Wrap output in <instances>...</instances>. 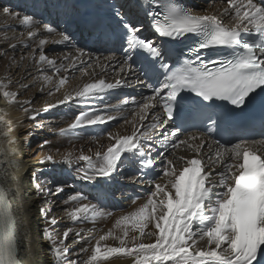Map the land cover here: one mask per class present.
<instances>
[{"label":"snow or ice","instance_id":"6c2138e0","mask_svg":"<svg viewBox=\"0 0 264 264\" xmlns=\"http://www.w3.org/2000/svg\"><path fill=\"white\" fill-rule=\"evenodd\" d=\"M148 3L149 0H144V4ZM226 4L216 12H196L175 0H157V9H163L162 18L159 10L150 14L152 26L159 36L171 40H180L189 34L197 37L190 49L192 57L185 59L177 68L160 61L164 55L161 48L155 41L140 35L141 29L128 18L130 10H120L125 7L123 4L110 6L102 18L92 13H79L80 18L76 22L93 34L98 43L106 44L118 39L126 43L127 52L140 50L148 55L139 69L134 66L133 56L127 55L119 62L121 79L85 83L65 94L59 103H84L107 90L128 86L123 74L136 75L137 71L146 79L138 77L136 83L152 88L153 95L139 102L135 98L125 99L115 106V111H122L129 103L138 104V111L130 122L133 131L126 135L107 132L109 143L92 155L81 150L75 157L77 163L84 162V166L77 169L78 178L88 182L98 177L113 178L115 173L127 167L138 173L132 177L133 181L143 180L151 191L143 203L119 216L114 227L99 236H85L83 230L75 231L73 228H67L61 236H56L52 230L56 218L47 219L51 209H41L48 223L42 236L49 242L54 258L52 264H108L113 257L128 258L130 264H264V139L221 143L195 133L181 139V130L194 112H202L216 101H227L235 109L244 110L257 103L258 93L264 94V0H226ZM53 7L58 15L61 8L67 17L77 14L75 10L69 11L66 4ZM135 7L141 9L139 0ZM2 11L13 19L20 17L10 7L6 6ZM20 23L29 29V38L39 35L41 21L35 14L23 15ZM44 30L49 34L57 32L51 24L45 25ZM59 35L60 42L72 39L66 31ZM46 43V39H39L37 47L41 54L38 64L46 62L57 73L61 68L71 71L78 67L77 62L86 64L83 59L85 50L76 48L74 58L65 57L68 65L56 67V62L42 51ZM215 48L228 49L230 55L222 60L205 61L202 52ZM113 59L108 58V65L101 64L102 70L111 67ZM43 79L52 83V78L47 75ZM149 81L158 86L153 87ZM67 82V77L59 78L56 90L59 91ZM21 87L27 88L28 85ZM185 92H192L200 98L197 100L198 109L184 103ZM0 94L6 101L19 102V93L8 90V84H0ZM23 103L30 105L31 101ZM260 103L264 104V96ZM107 107L113 108L111 105ZM156 108L160 111L155 112ZM24 111L29 109L25 107ZM31 118L35 119V115ZM118 118L111 111L81 110L68 127L60 131L68 135ZM149 118L151 123L145 124ZM207 118L213 126L216 125L213 116ZM4 119L0 115V121ZM123 119L129 123L126 117ZM169 125H174L171 132L166 130ZM157 131L162 137L160 146L163 149L157 153L160 156L159 167L152 155L153 145L149 142ZM181 148L195 155L177 156L176 150ZM165 152H168L167 156ZM40 162L73 161L72 154L68 153L61 161L48 154ZM13 179L14 190L0 186V264H25L20 255L22 251L35 258L34 264H41L33 248L26 214L20 215L23 212L22 185L17 178ZM55 191L63 192L64 186L58 184ZM63 203L70 205L66 210L67 217L74 223H95L113 215L89 201L82 192L71 195ZM70 238L72 244H88L87 248L80 249L83 258H72L67 243ZM109 240L118 241V245L108 244Z\"/></svg>","mask_w":264,"mask_h":264},{"label":"bare ground","instance_id":"6f19581e","mask_svg":"<svg viewBox=\"0 0 264 264\" xmlns=\"http://www.w3.org/2000/svg\"><path fill=\"white\" fill-rule=\"evenodd\" d=\"M136 2L137 0H0V56L6 53L8 57L5 66L0 68V84H8V90L19 93V102L17 103L6 101L0 94V115L5 118L4 121H0V186L14 190L15 181L13 178L20 181L23 197V212L20 215L26 214L28 227L34 241L33 248L41 264H52L54 259L49 242L42 236L43 229L48 227L47 219L56 218V223L52 226L56 236H61L67 228H73L75 231L83 230L82 234L85 236H99L112 229L119 216L134 210L143 203L151 191L143 180L134 182L132 177L137 176L138 173L127 167L121 169L123 172L120 175L115 173L113 178L98 177L91 182L80 180L77 169L84 166V162L77 163L75 161V157L81 153V150L84 154L92 155L95 151L106 146L109 143L107 132L126 135L133 131L130 122L133 121L134 114L138 111V104L129 103L124 106L122 111L114 109L125 99L135 98L139 102L143 98L153 95L152 88L136 83L138 71L136 75L123 74L128 81V86L107 90L95 98L87 99L84 103L77 101L59 103L65 94L78 89L85 83L99 79L114 82L121 79L122 75L119 72V62H122L125 57L120 52H116L112 46L116 43L115 47L122 48L126 46V43L118 39L111 43H98L93 34L76 22L80 18L79 13H92L97 18H102L110 6L120 7L123 4L125 7L120 10L122 12L130 10L128 18L141 29L140 34L153 33V21L150 13L157 11L154 1L149 0L148 4H144V0H139L142 6L139 10L135 7ZM175 2L196 12H216L227 6L226 0H175ZM55 4H66L69 11L75 10L77 14L67 17L62 14L63 8H61V14L58 15L56 8L53 7ZM6 6L10 7L13 13H19L20 17L13 19L4 14L2 10ZM25 14H35L36 19L41 21L38 29L39 35L35 38H29V29L20 23ZM47 24L57 28V32L47 33L44 30V26ZM65 31L71 34L70 42H60L59 33ZM39 39L48 41L42 51L49 59L56 62V67L68 65L69 61L65 57L74 58L77 55L76 48L84 49L86 55L83 59L86 64L89 63L87 70L82 69L85 64H79V62H77L78 67L71 71L66 72L61 68L59 73L46 62L38 64L37 61L41 54V49L37 47ZM10 45H15V47ZM64 46L69 51L62 53L61 56L52 54L54 48ZM89 55L91 59L88 58ZM109 57H114L111 61L112 66L102 70L101 64L108 65ZM12 58L15 59L10 60ZM35 62L36 65H34ZM1 65L0 62V67ZM115 73L116 75H114ZM44 75L51 77L52 83L46 82L43 79ZM61 77H67L68 82L57 91L56 85ZM140 79H146V77L142 76ZM160 80L162 81L163 78L160 77ZM149 83H153V87L158 86L153 81H149ZM24 84L28 85V89L21 87ZM127 91H131V93ZM132 92H134V96H130ZM29 100L31 101L30 105L23 103ZM50 105H55V107H49ZM109 105L113 108L109 109L107 107ZM25 107L29 111L25 112ZM93 109L101 112L111 111L119 118L102 125L78 129L68 135L61 134L60 130L67 128L81 110L91 111ZM154 111L159 112L160 109L156 108ZM36 113L39 114L36 115ZM33 115H35V119L31 118ZM125 117L129 123L125 122L123 119ZM144 123L150 124L151 118ZM166 130L170 132L169 128ZM43 133L51 135L45 136ZM197 135L202 134L197 133ZM37 136H41L40 142L31 143L29 138ZM182 138L184 137L181 136ZM161 139L162 137L157 131L149 141L153 145L152 155L155 157L158 167L160 156L157 153L163 151L160 146ZM45 141L50 143L45 144ZM169 151H171L170 145ZM68 153L72 154V163L40 162L48 154L54 155L57 161H61L62 157ZM164 154L167 156L168 152ZM176 155L192 157L195 154L181 148L176 150ZM37 175L49 176L53 180L51 185L54 189H50V194L53 191L51 196L54 197L53 202L58 210L54 214L52 213L53 215L49 213L47 219L41 211V209L47 208L45 207L46 197L39 193ZM58 184L64 186L63 192L55 191ZM77 192L84 193L88 196L89 201L100 205L105 211H111L113 215L99 219L95 223H74L69 220L66 210L70 209V205L64 204L63 201ZM67 243L73 259L83 258L84 254L80 253V249L81 247L87 248V243L72 244L71 238ZM107 243L113 246L118 245V241L113 240H109ZM20 255L24 258L25 264H34V257L25 255L23 251ZM108 264H130V260L124 257H113Z\"/></svg>","mask_w":264,"mask_h":264},{"label":"rangeland","instance_id":"374dc122","mask_svg":"<svg viewBox=\"0 0 264 264\" xmlns=\"http://www.w3.org/2000/svg\"><path fill=\"white\" fill-rule=\"evenodd\" d=\"M66 51H69V49L66 47V46H64V47H59V48H54V50L52 51V54L55 56V55H59V56H61L62 55V53H64V52H66ZM106 55V54H105ZM107 55H109V53H107ZM13 59H15V58H12V59H10V60H13ZM8 61V57H7V55H6V53H3V55H1L0 56V62L2 63V65H1V67L0 68H3L4 66H5V64H6V62ZM33 62V61H32ZM34 65H36V62H35V64ZM88 65H89V63H87V64H85V67H83L82 69H86L87 67H88ZM87 70V69H86ZM86 70H84V71H86ZM35 72H37V71H35ZM114 75H116V73L114 74ZM138 77L140 78V76L138 75ZM32 88V87H31ZM30 88V89H31ZM28 89V88H27ZM29 89V90H30ZM127 92H130L131 93V91H127ZM133 93V92H132ZM130 96H132V94L130 95ZM134 96V95H133ZM137 109V108H136ZM43 134H45V136H49V135H51V134H46V133H43ZM40 139H41V136H37V137H30L29 138V140L31 141V143H33V142H37V143H39L40 142ZM123 172V170H121L120 172H118V174L120 175L121 173ZM52 181L53 180H51V178L49 177V176H43V175H37V184H39L38 186L39 187H37L38 189H39V193H42L43 194V196H45L46 198H45V207H47V208H45V209H51V214L53 213H55L58 209H56L55 208V203L53 202V200H54V197H52L51 196V194H53L52 192L53 191H51V194H50V189L52 190V189H54V187H52ZM49 185H51L50 187H48ZM66 198V197H65ZM46 200H47V202H46ZM52 214V215H53Z\"/></svg>","mask_w":264,"mask_h":264}]
</instances>
